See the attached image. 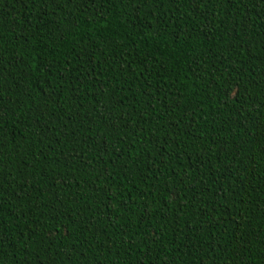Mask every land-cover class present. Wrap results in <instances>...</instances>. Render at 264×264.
Masks as SVG:
<instances>
[{"label": "trees", "instance_id": "trees-1", "mask_svg": "<svg viewBox=\"0 0 264 264\" xmlns=\"http://www.w3.org/2000/svg\"><path fill=\"white\" fill-rule=\"evenodd\" d=\"M0 264H264V0H0Z\"/></svg>", "mask_w": 264, "mask_h": 264}]
</instances>
